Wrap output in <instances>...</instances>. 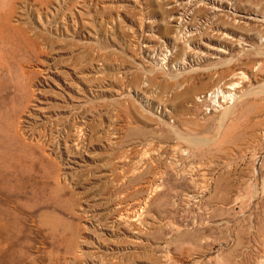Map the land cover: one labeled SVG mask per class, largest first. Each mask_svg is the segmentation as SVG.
Segmentation results:
<instances>
[{
    "label": "rangeland",
    "instance_id": "1",
    "mask_svg": "<svg viewBox=\"0 0 264 264\" xmlns=\"http://www.w3.org/2000/svg\"><path fill=\"white\" fill-rule=\"evenodd\" d=\"M263 95L264 0H0V264H264Z\"/></svg>",
    "mask_w": 264,
    "mask_h": 264
},
{
    "label": "bare ground",
    "instance_id": "2",
    "mask_svg": "<svg viewBox=\"0 0 264 264\" xmlns=\"http://www.w3.org/2000/svg\"><path fill=\"white\" fill-rule=\"evenodd\" d=\"M24 41H25V40H24ZM27 48L29 49V47H27ZM30 53H31V52H30ZM28 55H29V54H28ZM29 56H30V55H29ZM27 61H28V60H27ZM25 81H26V80H25ZM234 86H235V85H234ZM234 86H233V87H234ZM223 93H224V92H223ZM223 93H222L221 97L223 98V100H226V99H227V100H231V103H230L231 106H228V107L224 108V112L222 113V117H221L222 120H221V121H224L228 115L232 116L231 114L235 113V110H234V108H233L232 105H233L234 101L236 100V98H235V95H236V94L228 93V94L225 95V94H223ZM220 94H221V93H220ZM263 96H264V95H263ZM240 98H241V97H240ZM241 99H242V98H241ZM227 100H226V101H227ZM240 103H241V102H240ZM248 103H249V102L246 101V103H244V104L246 105V104H248ZM263 103H264V102H263ZM245 105H244V106H245ZM250 105H251V104H250ZM256 105H257V104H256ZM263 105H264V104H263ZM254 106H255V102L253 103V108H254ZM251 107H252V105H251ZM255 107H256V106H255ZM253 108H252V110H253ZM263 108H264V107H263ZM242 109H243V108H242ZM255 109H256V108H255ZM246 110H247V109H246ZM254 112H256V111H254ZM237 113H238V112H237ZM255 114H256V113H255ZM249 115H250V113H249ZM257 115H258V114H257ZM261 115H262V114H261ZM230 116H229V117H230ZM260 120H261V119H260ZM222 124H223V123H222ZM10 125H11V124H10ZM16 125H17V124H16ZM6 127H7V125H6ZM11 128H12V126H11ZM2 129H3V128H2ZM8 129H9V128H8ZM9 130H11V129H9ZM4 131L6 132V130H4ZM7 131H8V130H7ZM2 132H3V131L1 130V133H2ZM5 132H4V133H5ZM8 132H9V131H8ZM4 133H3V134H4ZM5 134H6V133H5ZM7 134H8V133H7ZM1 136H2V135H1ZM6 136H8V135H6ZM5 138H7V137H5ZM10 139H11V138H10ZM4 141H5V140H4ZM9 141H11V140H9ZM9 141H8V142H9ZM5 142H6V141H5ZM190 143H195V144H197L198 142H196V141H191ZM5 144H7V143H5ZM5 144H4V145H5ZM4 145H3V146H4ZM7 145H8V144H7ZM11 145H12V144H11ZM5 148H6V147H5ZM9 149H10V148H9ZM0 160H1V159H0ZM255 194H257V193H255ZM225 200H226V199L224 198V201H225ZM133 214H134V213H133ZM137 215H138V214H137ZM140 215H141V214H140ZM140 215H139L138 217H141ZM125 217H126V216H125ZM139 219H140V218H139ZM132 221H133V220H132ZM1 245H2V244H1Z\"/></svg>",
    "mask_w": 264,
    "mask_h": 264
}]
</instances>
